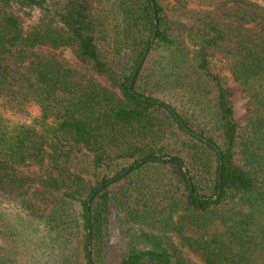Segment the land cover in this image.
Returning <instances> with one entry per match:
<instances>
[{"label": "trees", "instance_id": "trees-1", "mask_svg": "<svg viewBox=\"0 0 264 264\" xmlns=\"http://www.w3.org/2000/svg\"><path fill=\"white\" fill-rule=\"evenodd\" d=\"M190 256L264 264V6L0 0V264Z\"/></svg>", "mask_w": 264, "mask_h": 264}, {"label": "rangeland", "instance_id": "rangeland-1", "mask_svg": "<svg viewBox=\"0 0 264 264\" xmlns=\"http://www.w3.org/2000/svg\"><path fill=\"white\" fill-rule=\"evenodd\" d=\"M253 1H256L260 5L264 6V0H253ZM63 54L69 61H71V62L76 61L74 56L72 55V53L70 51H68V50L64 51ZM214 66H215L216 71L219 72L223 77H225V79L227 81V87L233 94V102H234V106H235L236 117L239 120L240 124L244 125L246 122V118L248 117L249 109L251 107L247 98L243 95L242 90L239 87V85H237L236 83L233 82L229 72L224 67V63L220 57H218L214 61ZM101 81H103V83L106 84V80L101 79ZM190 259L195 264H198L197 261L192 256H190Z\"/></svg>", "mask_w": 264, "mask_h": 264}, {"label": "water", "instance_id": "water-1", "mask_svg": "<svg viewBox=\"0 0 264 264\" xmlns=\"http://www.w3.org/2000/svg\"><path fill=\"white\" fill-rule=\"evenodd\" d=\"M147 52H148V48L146 49V51H145V53H144V56H143V59H142V61L140 62V64H139V66H138V68H137L136 71L139 70L140 66L142 65L143 61L145 60L146 55H147ZM173 114L175 115V117L177 118V120L181 123L180 118H179L174 112H173ZM187 131H188L190 134H192L195 138H197V139H199V140H201V141H203V142H206V143L210 144V145H211V146H212V147H213L218 153H220V150L217 148V146H215V145H213L212 143L208 142L207 140H205V139L202 138L201 136L197 135L196 133L190 131L189 129H187ZM141 162L143 163V162H145V161L142 160ZM127 172H128V170L125 171L124 174L127 173ZM114 181H115V179H110L106 184H102V185H100V186L95 190V192H94L93 194H91V196H90V198H89L87 204L90 205V203H91V201L93 200V198H94L99 192H101V191H102L107 185L113 183ZM88 226H89V229H90V227H91L90 216H89V219H88Z\"/></svg>", "mask_w": 264, "mask_h": 264}]
</instances>
